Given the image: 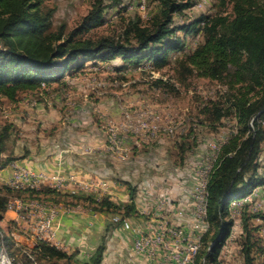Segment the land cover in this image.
Returning a JSON list of instances; mask_svg holds the SVG:
<instances>
[{
  "label": "rangeland",
  "instance_id": "374dc122",
  "mask_svg": "<svg viewBox=\"0 0 264 264\" xmlns=\"http://www.w3.org/2000/svg\"><path fill=\"white\" fill-rule=\"evenodd\" d=\"M177 1H190L193 5L177 11L173 15L172 26L175 30L169 40L179 42V47L168 52L166 63L161 67H156L148 60L136 65L127 64L117 57L107 62L88 61L82 69H79L78 63L82 59L78 58L77 61L71 63L72 68L62 78V80L70 79V76L77 74L78 79L73 80L72 83H65L67 81H64L65 85H62L63 81L44 83L38 89L19 92L13 101L4 97L0 99V133L4 126L8 127V137L4 141L5 149L2 156L20 157L28 153L26 146L31 143L29 136L34 132L44 131L41 129L44 126L43 120L46 126L44 134L48 136L58 134L60 136L58 139L66 138L68 128H73L69 122L73 118H83L86 121L83 127L87 126L90 129L88 134L92 139V142L89 143L91 153L102 152V145H99L100 140L102 144L105 143V151L108 153L106 132L110 128L108 125L107 128L106 124L110 122L119 126L122 119L118 108L119 104L134 110L150 108L156 113L158 131L154 136H149L147 132L125 134L121 151L109 152L111 158L102 160L100 166L105 169L104 174L107 181L102 196H111L112 201L122 205L129 202L130 198L126 182L133 185L135 189L138 182H143L141 181L143 179H147L151 187L159 182L166 185L168 192H163L162 196L159 195L160 193L152 196L157 209L166 213L165 206L173 204L177 206L180 199H185L189 203L191 200L193 221L176 222L161 219L137 226L132 235L131 249L123 247L118 255L122 260L120 264H131V262L140 264L144 260L150 261V255L139 253L134 248L138 231L151 232L164 225L163 227L167 229H181L183 237L188 240H194L199 235L202 236L204 232L197 222V213L201 204L200 184L203 173L210 168L212 170L221 145L240 126L237 109L232 105V97L248 91L249 98L259 92L255 80L252 81L248 77L247 71L244 73L243 68L237 69L236 66H228L216 79L201 75L200 71H197L187 59L195 48L204 43L207 35L229 32L230 24L236 15L235 3L237 0ZM248 1L239 0L238 3L242 2L245 5V2ZM252 1L253 3L261 2V0ZM97 4L103 6L102 23L84 34L76 35V38L96 39L107 36L117 40L131 38L130 41L133 42V30L137 27L153 29L154 24L161 18V9L163 8L162 0H42L38 12L44 16L49 14V26L44 32L46 34L62 32L63 37H66ZM199 16H205L206 22L195 26L191 25ZM208 26H215V29L212 32L208 31ZM188 27L189 29H187ZM169 40L167 39V41ZM79 84L84 86L89 84L87 85L88 90L82 91V86ZM79 94H82V99L77 97ZM43 95L48 96L45 97L46 101ZM24 98L29 99L27 100L29 107H32L33 110L42 107L47 115L41 119L36 117L31 119V122L22 123L20 121V110L22 109L19 102ZM84 98L86 101L83 100ZM103 99L115 102L117 113L105 116L98 109H93L91 104L96 103L97 107H100L98 101ZM78 103L80 110L75 111L73 108ZM166 126H171L172 132L164 131ZM78 128L82 127L78 126ZM31 139L33 140V138ZM56 143L54 148H59L60 151L70 149L72 144L66 139H60ZM120 153L125 155V159L127 156L135 158L134 167L136 170L132 172L124 166L122 161L125 159L118 156ZM9 165L0 169V190L3 192H6V189L15 190L10 187L9 183L11 174ZM258 165V171L264 175V142L259 154ZM96 166L99 165L96 164ZM21 193L17 194L13 191L10 194V199L14 197L37 198L48 202L47 204H56L63 200L55 192L53 194L46 190L34 192L33 195L29 193V190H22ZM253 194L250 202L239 206L231 205L230 214L226 220H231L232 226L230 235L218 257V264H244L246 246L250 248L251 261L249 264H264V231L261 230V224L257 220V218H264V203L261 199L264 197V190L255 191ZM127 195V201H121V198ZM254 207L258 209L254 211ZM6 211L9 212L8 215H5ZM6 211L0 212V234L2 235L0 238L1 242H4L5 239L8 245L2 252L15 263L12 260L13 256L20 260V250L23 247H29L22 243L24 236H35L37 224L41 218L38 221L35 220L38 210L26 209L22 215L26 220H29L28 223L26 225L17 223L13 226V221L7 220V218L15 213ZM248 213L255 214V217L249 218ZM71 214L86 215L89 226L78 221L81 226L77 230L82 231L85 226L90 230H86L84 233L74 232L73 236L71 233L67 234L69 243L65 248L54 244V238L49 243L71 255L70 264H89L96 248L101 243L105 245L106 242H109L108 231L113 230L112 227L118 226L122 222L111 227V217L117 213H109L110 218L101 228L96 225L94 211L71 210L62 215L60 226L61 221L67 215L70 218L81 220ZM135 214L137 211L133 216ZM244 223L247 224L246 229L243 228ZM11 233L14 234L13 238L10 236ZM84 234L90 235L87 243L86 240L84 241ZM12 240L17 242L19 247L14 246ZM209 240H211L210 236L205 244H201L200 250L209 245ZM184 245L185 242L180 238L168 236L159 245L156 253L158 251L168 252L169 263L180 264L175 256L181 252ZM37 263L43 264L42 261Z\"/></svg>",
  "mask_w": 264,
  "mask_h": 264
},
{
  "label": "trees",
  "instance_id": "16d2710c",
  "mask_svg": "<svg viewBox=\"0 0 264 264\" xmlns=\"http://www.w3.org/2000/svg\"><path fill=\"white\" fill-rule=\"evenodd\" d=\"M41 1L0 0V99L4 97L13 101L21 91L38 89L41 83L61 81L72 68L71 63L78 58L82 59L78 63L79 69L88 61H110L117 57L127 64L136 65L148 60L156 67H161L166 63L168 52L179 47V42L169 40L175 30L172 26L173 15L193 5L190 1L162 0L160 20L153 29H134L131 42V38L117 40L107 36L76 38V35L84 34L102 23L101 4L95 5L66 37H63L62 32L46 34L44 31L49 26V14L44 16L38 12ZM238 1L235 3L236 15L229 32L207 35L204 43L187 58L201 75L216 79L228 66L243 68L244 73L247 71L248 77L255 80L259 87L255 96L248 98L249 93L246 91L232 97L240 126L221 145L209 174L206 184L208 229L200 240L202 245L209 236L211 240L208 246L199 250L194 264H218V257L232 226V221L226 220L230 214L231 201L239 200L264 185V175L258 171V158L264 142V0L255 3L249 0L245 5ZM202 22H206L205 16H199L191 25ZM214 29L215 26L207 28L211 32ZM7 137L8 127L4 126L0 133V169L27 155L2 156ZM126 184L130 198L129 202L122 205L108 196L96 201L92 195L61 193L50 187L29 190V193L33 195L42 190L55 192L63 199V203H81L94 212L117 213L115 215H119L120 219L112 223V227L136 212V189L128 182ZM5 191L0 190V212L7 210L13 191L22 194L19 190ZM248 216L254 218L255 214ZM246 227L244 223L243 228ZM256 230H259L258 227ZM2 244L8 246L5 239ZM104 249L105 245L101 243L89 264H99ZM249 251V246H246L244 264L251 261ZM30 254L36 262L42 261L43 264H70L71 260V255L42 240L36 241ZM20 257L25 264H32L26 255L21 254Z\"/></svg>",
  "mask_w": 264,
  "mask_h": 264
},
{
  "label": "crops",
  "instance_id": "0c3cea01",
  "mask_svg": "<svg viewBox=\"0 0 264 264\" xmlns=\"http://www.w3.org/2000/svg\"><path fill=\"white\" fill-rule=\"evenodd\" d=\"M123 61V60H122ZM103 62V61H102ZM107 62V61H106ZM77 80V74L70 76V79L61 80L62 85H65V83L73 82V80ZM64 81H67L64 83ZM86 83V82H85ZM82 91H86L87 85H81ZM85 87V88H84ZM30 91V90H27ZM79 93V92H78ZM82 94H79L77 97L82 99ZM84 95V94H83ZM44 99L46 101L47 95H43ZM86 96V95H85ZM46 97V98H45ZM28 98H24L19 102L20 108V121L22 123L31 122L33 118L41 119L42 117H45L47 115L42 109V107H37L36 110H33L32 107H29ZM86 101V98L83 99ZM100 102V107H97L96 103H90L94 108L98 109L99 112H102L105 116L113 115L114 112L117 113V104L115 102H111L109 100L103 99ZM36 105L38 103H35ZM79 103L75 105L73 109L75 111L80 110ZM82 110V109H81ZM41 111V112H40ZM105 118V117H104ZM103 118V120H105ZM71 119V118H70ZM44 126H42L41 129H44V131H40L38 133L31 134L30 140L31 143H29L26 146V150L28 151L27 155L23 158L18 159L16 162L27 166L35 171H44L48 174H60V175H72L77 182L83 183V184H89V183H97L99 181H106L105 179V169L103 166H100L103 162L102 160H105L106 158H111L108 153L105 151V143L102 144L101 140L99 142V145L102 146V152L98 153H91L89 149V143L92 142V139L90 138V135L88 134L90 132V129H88L87 126H84V123L86 121L83 120V118H76L69 120L71 122V125L73 128H68V133L66 134V138H60L62 140L66 139L67 141L71 142V148L66 151H60L59 148H54V144L56 142H59L60 137L58 134L56 135H46L44 134L46 132V126L45 121H42ZM30 124V123H29ZM78 126L82 128H78ZM75 127V128H74ZM44 132V133H43ZM26 137L28 135L25 134ZM33 138V140L31 139ZM34 141V142H32ZM99 141V140H98ZM103 142V141H102ZM34 144V145H32ZM57 144V143H56ZM56 147V146H55ZM124 163V166L126 168H129L132 172L136 170L134 167L135 158H130L127 156L125 160L122 161ZM98 164L99 166H96ZM143 182H138L136 186V194H135V206L137 214L135 216H129L125 218V221L119 224L118 226L112 227L113 230H109V242H106L105 249L103 252V258L100 264H120L122 261L118 255H120V251L123 247H126L127 249H131L132 244V235L135 233V228L137 226H141L142 224L153 221V220H165L169 219L170 221H176V222H183L186 220H189L190 222L193 221V214H192V207L193 203L190 200V203L187 202L185 199H180L177 206L174 204L172 206H165L164 209L166 210V213H163V211L158 210L155 206V202L153 201L152 196L155 194H159L162 196L163 192H168L166 185L157 183V185L150 186V183L146 180H141ZM136 183V182H135ZM179 189V188H178ZM177 189V190H178ZM264 190V185L259 186L256 188V191L260 192ZM59 192V191H58ZM61 193L67 192L66 190H60ZM118 195V194H117ZM118 197V196H117ZM112 199V197H109ZM119 198V197H118ZM125 198V199H124ZM124 198H121V201H127L128 195ZM151 199V201H150ZM263 199L264 203V197H261ZM113 200V199H112ZM170 212V213H169ZM5 215H8V211L5 212ZM80 213V212H77ZM264 213V212H263ZM96 225L100 226L101 228L104 227L105 221L107 222V219L110 218V214L107 212H98L96 214ZM71 216H77L81 220H76V218H70L68 215L63 218L61 221L60 229L57 231L53 243L57 244L61 248L68 247L69 243V237L66 235L71 233V235H74V232H80L77 229L81 225H79L78 221L82 224H88V218L84 214H71ZM13 221V226L15 224L16 214L13 216H8L7 220ZM85 220V222H84ZM258 223L261 224V230L264 231V218L258 219ZM94 222V223H95ZM104 223V224H103ZM19 225H22V222L19 223ZM26 225V224H24ZM90 230L88 227H84V229L81 231L84 233V231ZM90 234V232H89ZM89 234H84L83 238L84 241L89 239ZM32 238H25L22 241L23 244H26L27 246H30L32 243ZM85 244V242H83ZM66 245V246H65ZM74 245V244H73ZM132 261V259H131ZM131 264H133L131 262ZM140 264H170L169 263V255L168 252L158 251L156 253V256L151 259L150 261H143Z\"/></svg>",
  "mask_w": 264,
  "mask_h": 264
},
{
  "label": "built area",
  "instance_id": "2783aa9c",
  "mask_svg": "<svg viewBox=\"0 0 264 264\" xmlns=\"http://www.w3.org/2000/svg\"><path fill=\"white\" fill-rule=\"evenodd\" d=\"M41 84L44 85V83ZM118 108L122 118L119 126L111 124L110 122L106 124V126L108 125L110 128L106 132V149L108 152L121 151V144L123 137H125V134H137L139 132H147L149 136H154L157 133L158 126L156 125V123L158 122V116L150 108L134 110L123 104H119ZM164 131L172 132L171 126H166L164 128ZM118 156L121 159H125L124 154L120 153L118 154ZM9 167H11V174L9 179L10 187L19 191L38 190L41 187H50L59 192L60 190H66L67 192L65 193L68 194L92 195L96 201H100L103 195V189L107 186V183L105 181H99L94 184H83L77 182L72 175L66 176L60 174H48L44 171H35L17 162H12ZM210 169L206 170L203 173L200 184L201 204L198 208L197 222L201 225V229L203 230V232L208 229V223L206 221V184L209 174L211 172ZM255 191L256 188L247 196L239 200L231 201L230 207L232 204H237L239 206L250 202L254 195L253 192L255 193ZM47 203L48 202H44L37 198L22 199L20 197L12 198L7 203V210L13 211L16 214L17 220H15L14 222L15 224L18 223V225L20 222L27 224L29 221L26 220L22 215L23 211H25L26 209H30L31 211L38 210V213L35 216V220L38 221L39 218L41 219L37 224L35 236H24L25 238L29 239L32 238V246L30 245V248L23 247L20 250V255H26L27 258L30 259L32 264L38 263L30 254L31 248L34 247L36 241L38 240L49 242L55 237V233L60 226V219L65 212H69L71 210L91 211L90 209L86 208L84 204L81 203ZM253 209L254 211H256L258 208L254 207ZM119 219V215H114L111 217L112 223L118 222ZM124 221L125 218L121 222ZM163 226L164 225H162L161 228L151 232L138 231L134 243L135 250L139 253H146L150 255L151 260L153 256H155L156 250L158 249L159 245L163 242L165 237L171 236L174 238H180L183 242H185V245L182 247L181 252L175 256L176 260L180 264H194L195 258L201 246V235H199L194 240H188L187 238L183 237V232L181 229H167ZM10 236H12L13 238L14 234L11 233ZM12 244L16 247H19L18 243L14 242L13 240ZM4 248L5 247L2 244V251L4 250ZM12 260L15 261V263H13L11 259L5 256V254L2 252L0 264H25L22 259L19 260L16 258V256H13Z\"/></svg>",
  "mask_w": 264,
  "mask_h": 264
},
{
  "label": "water",
  "instance_id": "95a60500",
  "mask_svg": "<svg viewBox=\"0 0 264 264\" xmlns=\"http://www.w3.org/2000/svg\"><path fill=\"white\" fill-rule=\"evenodd\" d=\"M1 255H2V242H1V238H0V259H1Z\"/></svg>",
  "mask_w": 264,
  "mask_h": 264
},
{
  "label": "bare ground",
  "instance_id": "6f19581e",
  "mask_svg": "<svg viewBox=\"0 0 264 264\" xmlns=\"http://www.w3.org/2000/svg\"><path fill=\"white\" fill-rule=\"evenodd\" d=\"M201 247V246H200ZM196 259V258H195Z\"/></svg>",
  "mask_w": 264,
  "mask_h": 264
}]
</instances>
